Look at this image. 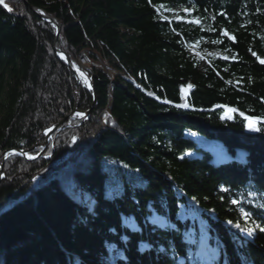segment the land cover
I'll return each mask as SVG.
<instances>
[{
  "label": "trees",
  "instance_id": "16d2710c",
  "mask_svg": "<svg viewBox=\"0 0 264 264\" xmlns=\"http://www.w3.org/2000/svg\"><path fill=\"white\" fill-rule=\"evenodd\" d=\"M5 3L0 153L41 157L4 162L0 264H264V0ZM33 9L70 59L86 53L92 91ZM74 107L90 112L44 148Z\"/></svg>",
  "mask_w": 264,
  "mask_h": 264
},
{
  "label": "water",
  "instance_id": "95a60500",
  "mask_svg": "<svg viewBox=\"0 0 264 264\" xmlns=\"http://www.w3.org/2000/svg\"><path fill=\"white\" fill-rule=\"evenodd\" d=\"M33 11L36 13V15L54 25L55 27V36H54V41H53V48L56 52V54L62 58L65 63L67 64V66L71 69L74 77H75V83H74V87L77 86L79 84L80 81L82 82H86L88 84V89L92 91V80L94 78V75H86L84 77H79L77 75V72H76V68L74 66V62L72 59H70L68 57V55L63 51L62 49V46H61V43H60V40H59V32H60V24L59 22L54 19L53 17H50L48 16L46 13L44 12H39L35 9H33ZM95 103V99L93 98V103L92 105ZM91 105V107H92ZM90 107V108H91ZM90 112V109L86 110V111H80L78 110L76 107H74L66 116L64 119L60 120L56 125L54 126H51L50 128H48L46 131H45V143L47 142L48 138L57 130L63 128V123L64 121L67 119V118H72L74 117L75 115L77 116H81L82 118L86 117ZM11 155H17L25 160H32L36 157H40L41 155L38 154L37 156L35 157H29L27 156V153L25 150H21V149H16V148H11V149H5L4 151H2L0 153V181L3 179V165H4V162L6 161V159L11 156Z\"/></svg>",
  "mask_w": 264,
  "mask_h": 264
},
{
  "label": "rangeland",
  "instance_id": "374dc122",
  "mask_svg": "<svg viewBox=\"0 0 264 264\" xmlns=\"http://www.w3.org/2000/svg\"><path fill=\"white\" fill-rule=\"evenodd\" d=\"M88 63V61H86ZM103 67L105 68V64H103ZM78 71H80L78 69ZM88 71V70H87ZM81 74V73H80ZM88 74V73H86ZM86 74H81V77H84L86 76ZM86 83V82H85ZM87 84V83H86ZM88 85V84H87ZM182 92H184L185 94V89H181ZM75 93V92H74ZM75 95V94H74ZM76 117V115L74 116ZM81 117V116H80ZM86 118V117H84ZM249 124L253 123V121H248ZM63 128L57 130V131H60L62 129H64L66 127V125H63L62 126ZM250 128V126H248ZM55 131V132H57ZM54 132V133H55ZM53 137V134L48 138L47 142L45 143V135H44V143H43V147L46 148L47 147V144L50 142L51 138ZM223 150L220 149L219 153H221ZM218 153V154H219ZM41 155V153H39ZM37 156V155H36ZM32 157H35V156H32ZM41 157V156H40ZM36 158H39V157H36ZM73 186V185H72ZM72 189L69 191L71 192V196L72 197H75L76 199L80 200L83 204H86L87 206L90 204L89 200H86V194H83V192L81 191L80 188H76L75 186L71 187ZM70 189V187H69ZM149 222L150 224H154V225H158V226H164V220L162 218H159L157 217L155 214H153L151 217H149ZM124 224L128 225V227L131 229V230H135L136 229V226L134 225V223L132 222V220H124ZM246 234V233H245ZM187 237V236H186ZM202 245V244H201ZM210 252H213L212 250H210ZM196 254H203V252L198 249L195 251ZM116 255L113 254L112 252H110V250L107 251L106 255L105 256H101L100 258H98L97 261L100 262V264H111V262H113V260L115 259ZM17 259V258H16ZM16 259L14 257L13 260H11L12 262L10 264H16ZM23 264H26L25 262Z\"/></svg>",
  "mask_w": 264,
  "mask_h": 264
},
{
  "label": "built area",
  "instance_id": "2783aa9c",
  "mask_svg": "<svg viewBox=\"0 0 264 264\" xmlns=\"http://www.w3.org/2000/svg\"><path fill=\"white\" fill-rule=\"evenodd\" d=\"M76 64L79 67V70H80L79 73H83L84 72L83 69H85L87 66V62L85 60V53H79L77 55ZM189 88H190V86H189ZM185 96L188 97V91H185Z\"/></svg>",
  "mask_w": 264,
  "mask_h": 264
},
{
  "label": "snow or ice",
  "instance_id": "6c2138e0",
  "mask_svg": "<svg viewBox=\"0 0 264 264\" xmlns=\"http://www.w3.org/2000/svg\"><path fill=\"white\" fill-rule=\"evenodd\" d=\"M0 5H3V7L5 9H7L9 12L12 11V9L9 7V5L7 3H5V0H0ZM185 11H188V10L185 9ZM195 22H198V21H195ZM253 55H255V53H253ZM260 62L261 63H264V60H261ZM249 126L251 127V125H249ZM255 130H258V129H255ZM241 211H243V209ZM260 230L261 231H264V228H261ZM248 231H249V234H251V230L249 229Z\"/></svg>",
  "mask_w": 264,
  "mask_h": 264
},
{
  "label": "bare ground",
  "instance_id": "6f19581e",
  "mask_svg": "<svg viewBox=\"0 0 264 264\" xmlns=\"http://www.w3.org/2000/svg\"><path fill=\"white\" fill-rule=\"evenodd\" d=\"M80 53H85V52H84V51H81ZM85 60L88 61V60H87V57H86V53H85ZM77 75H78L79 77H81V74L78 73V72H77ZM184 89H185V88H184ZM188 90H189V86H188V88H186L184 91H188Z\"/></svg>",
  "mask_w": 264,
  "mask_h": 264
}]
</instances>
